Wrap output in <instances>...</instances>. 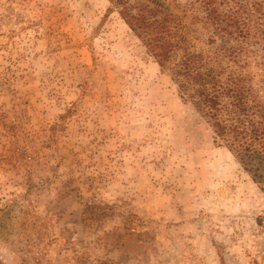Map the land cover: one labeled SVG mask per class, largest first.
I'll return each mask as SVG.
<instances>
[{
    "label": "rangeland",
    "instance_id": "obj_1",
    "mask_svg": "<svg viewBox=\"0 0 264 264\" xmlns=\"http://www.w3.org/2000/svg\"><path fill=\"white\" fill-rule=\"evenodd\" d=\"M212 136L109 0H0L4 264H264Z\"/></svg>",
    "mask_w": 264,
    "mask_h": 264
},
{
    "label": "trees",
    "instance_id": "obj_2",
    "mask_svg": "<svg viewBox=\"0 0 264 264\" xmlns=\"http://www.w3.org/2000/svg\"><path fill=\"white\" fill-rule=\"evenodd\" d=\"M109 2L264 191V0Z\"/></svg>",
    "mask_w": 264,
    "mask_h": 264
}]
</instances>
